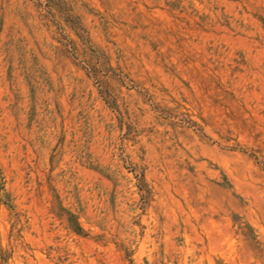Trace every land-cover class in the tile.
Segmentation results:
<instances>
[{
    "label": "rangeland",
    "instance_id": "374dc122",
    "mask_svg": "<svg viewBox=\"0 0 264 264\" xmlns=\"http://www.w3.org/2000/svg\"><path fill=\"white\" fill-rule=\"evenodd\" d=\"M0 264H264V0H0Z\"/></svg>",
    "mask_w": 264,
    "mask_h": 264
}]
</instances>
